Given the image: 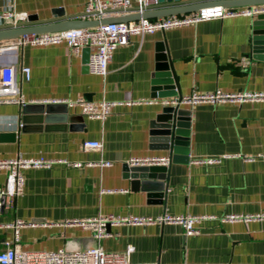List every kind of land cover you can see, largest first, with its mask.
Instances as JSON below:
<instances>
[{"label": "crops", "instance_id": "crops-1", "mask_svg": "<svg viewBox=\"0 0 264 264\" xmlns=\"http://www.w3.org/2000/svg\"><path fill=\"white\" fill-rule=\"evenodd\" d=\"M88 1L0 0V16L13 8L19 26L79 19ZM216 6L221 5L205 8ZM163 44L170 60L168 73L158 71ZM87 58L88 50L76 56L65 44L0 43V68L15 71L12 97L21 95L25 102H36L32 105L51 107L44 120L36 121L37 115L29 113L23 123L20 105L0 104V160L43 157L80 164L23 172V194L13 209L0 214V252L13 237L4 225L20 219L32 224L20 230V249L28 252H77L99 246L107 253L132 248L129 260L134 264H264V217L224 220L264 214V160L259 158L264 156V103L180 106L182 143L172 154L150 135L151 123L165 107L124 105L215 91L264 92V18L237 16L132 36L114 51L105 77L86 71ZM21 67L30 70L27 82L21 81ZM161 83L173 89L164 90ZM78 98L118 105L99 121L83 117L77 108L40 103ZM95 141L101 142L100 150L84 148L85 142ZM161 157H169L170 164L166 190L158 197L160 186L131 179L125 168L131 158ZM206 159L218 162L193 163ZM101 162L112 165L101 167ZM6 176L0 171V187ZM163 214L206 219L197 236L186 237L175 225L116 226L98 243L90 231L64 224L101 215Z\"/></svg>", "mask_w": 264, "mask_h": 264}, {"label": "built area", "instance_id": "built-area-1", "mask_svg": "<svg viewBox=\"0 0 264 264\" xmlns=\"http://www.w3.org/2000/svg\"><path fill=\"white\" fill-rule=\"evenodd\" d=\"M158 7L157 0H89L80 20H101L107 16H124L129 14H142ZM264 15V6L249 8L226 9L221 6L204 8L198 12L185 15H173L159 19H140L132 22L110 23L99 25L93 28L71 29L67 31L45 33L40 35H29L11 41V45L17 47H44L65 44L72 54L79 56L83 50H88L86 71L91 75L105 77L108 72L114 51L126 46L132 36L143 38L145 35L155 32H166L168 30L193 26L200 22L210 20H221L237 16L256 17ZM1 22L7 23L11 28L19 27V17L13 8L5 10L0 16ZM21 81L27 82L30 79V70L26 67L20 69ZM15 71L11 66L0 68V104H18L21 107L26 104L36 103L25 102L23 97L15 96ZM2 96V97H1ZM246 102L264 103V92H237L224 93L215 91L211 94H191L189 96H173L160 100H138L126 102L124 105L159 103L164 107H193L198 104L235 103ZM43 104H64L68 108L79 109L81 115L87 119L99 121L105 120L111 110L118 105L117 102L101 101L97 104L88 102L84 98L75 100H47ZM84 148H102L101 142H85ZM264 160V156H259ZM218 160L206 159L195 160L194 164H214ZM57 164H65L71 167H79L80 164L69 163L66 160L50 158H23L0 160V171L7 173L5 184L0 187V214L5 209H13L16 200L23 194L25 178L24 171L50 169ZM170 158H131L128 165L132 167L169 166ZM109 162H101L99 166L110 167ZM264 214L226 216V221L249 222L261 220ZM206 219L205 216L180 215L171 216L163 214L157 217H136V216H114L101 215L94 218L66 221V226H77L83 230L90 231L93 239L98 243L107 238L108 227L116 226H148V225H175L179 226L186 237L200 234L198 226ZM26 226H32L23 220L16 219L4 225L3 228L12 231V240L4 243V249L0 252V264H134L129 260L133 251L127 248L124 253H107L99 246L84 251L70 252L58 250L52 252H28L20 249V230Z\"/></svg>", "mask_w": 264, "mask_h": 264}, {"label": "water", "instance_id": "water-1", "mask_svg": "<svg viewBox=\"0 0 264 264\" xmlns=\"http://www.w3.org/2000/svg\"><path fill=\"white\" fill-rule=\"evenodd\" d=\"M158 9L150 10L142 14H129L118 18H103L101 20H63L59 22H48L44 24H38L33 26H19L16 28H11L3 25L0 26V43L11 42L20 37L29 35H40L45 33H54L67 31L71 29H81V28H93L99 25H106L110 23L119 22H132L138 21L140 19H159L173 15H185L189 13L198 12L211 4H219L226 9L234 8H249L256 6H264V0H186L182 2L181 0H157ZM259 17L264 18V15ZM33 22V19H29ZM159 55L157 60L162 62L159 64L158 71L168 73L170 71V60L166 53L165 45L159 46ZM168 77V74H167ZM164 90H172L173 86L167 83H161ZM169 85V86H168ZM155 90H160L159 87H155ZM166 97V96H165ZM64 107H67L63 104ZM51 107L48 105H32L26 104L21 107L22 122L25 123L28 118H26L29 113H34L37 116L34 117L36 121L44 120V115L50 112ZM184 112L179 109V107H165L156 119L151 123L152 142L160 144V147L170 154L177 151V147L182 143L180 135L182 134V115ZM24 128L21 127V130ZM11 136H16V134H11ZM168 167L165 166H149V167H130L128 165L125 170L131 179L139 180L144 184L150 185L151 187L160 186L157 189L158 197L164 195L166 182H167V172ZM163 186V189L161 187ZM109 230V227H108Z\"/></svg>", "mask_w": 264, "mask_h": 264}]
</instances>
